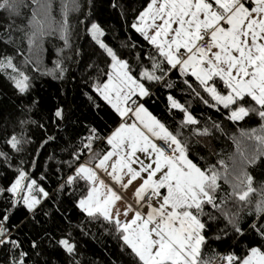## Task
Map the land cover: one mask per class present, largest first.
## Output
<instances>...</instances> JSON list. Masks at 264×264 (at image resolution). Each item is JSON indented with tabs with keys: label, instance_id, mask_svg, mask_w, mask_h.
I'll return each instance as SVG.
<instances>
[{
	"label": "snow or ice",
	"instance_id": "obj_1",
	"mask_svg": "<svg viewBox=\"0 0 264 264\" xmlns=\"http://www.w3.org/2000/svg\"><path fill=\"white\" fill-rule=\"evenodd\" d=\"M0 88V264H264V0H0Z\"/></svg>",
	"mask_w": 264,
	"mask_h": 264
},
{
	"label": "trees",
	"instance_id": "obj_2",
	"mask_svg": "<svg viewBox=\"0 0 264 264\" xmlns=\"http://www.w3.org/2000/svg\"><path fill=\"white\" fill-rule=\"evenodd\" d=\"M57 85L55 82H52L48 80L45 82L44 80H41L38 82V88L37 91L39 93V96L42 98V101L47 102L48 99L54 94L55 88ZM0 91H2V88H0ZM161 109L163 105L160 106ZM86 114V113H85ZM159 114V113H157ZM222 147L228 148V145H222ZM115 242L110 240L109 238H102L98 242H88V248L90 252H94L98 258L103 261L105 259L104 257V251H105V245H107L109 248L114 247Z\"/></svg>",
	"mask_w": 264,
	"mask_h": 264
}]
</instances>
